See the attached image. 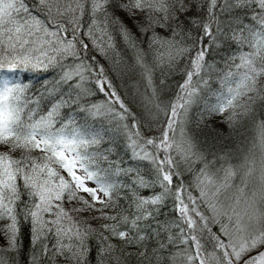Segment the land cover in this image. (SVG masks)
I'll list each match as a JSON object with an SVG mask.
<instances>
[{"label": "snow or ice", "instance_id": "snow-or-ice-1", "mask_svg": "<svg viewBox=\"0 0 264 264\" xmlns=\"http://www.w3.org/2000/svg\"><path fill=\"white\" fill-rule=\"evenodd\" d=\"M0 264H264V0H0Z\"/></svg>", "mask_w": 264, "mask_h": 264}, {"label": "trees", "instance_id": "trees-1", "mask_svg": "<svg viewBox=\"0 0 264 264\" xmlns=\"http://www.w3.org/2000/svg\"><path fill=\"white\" fill-rule=\"evenodd\" d=\"M36 87H39V81L36 82ZM213 87H216L215 85ZM215 129L216 131L222 133V136L217 138L218 141H223V143L231 145L233 143L232 140H223V137H226L229 135V129L226 125H218V123L211 124V127L204 130V135H201L200 138L204 139L205 136H207L208 142L212 143V139L215 136V132L212 131ZM240 132H244V137H240ZM259 135V129H257L254 125L251 123L247 124L244 128H241L239 132L235 133V138H243L246 139L247 142H256L257 137ZM217 147L219 149L220 144H217Z\"/></svg>", "mask_w": 264, "mask_h": 264}]
</instances>
